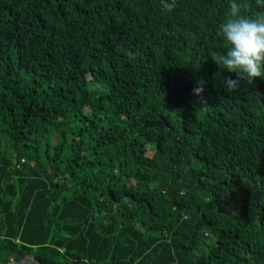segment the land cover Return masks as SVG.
<instances>
[{
	"label": "trees",
	"instance_id": "1",
	"mask_svg": "<svg viewBox=\"0 0 264 264\" xmlns=\"http://www.w3.org/2000/svg\"><path fill=\"white\" fill-rule=\"evenodd\" d=\"M228 6L0 0V264H264V79L223 86Z\"/></svg>",
	"mask_w": 264,
	"mask_h": 264
},
{
	"label": "clouds",
	"instance_id": "2",
	"mask_svg": "<svg viewBox=\"0 0 264 264\" xmlns=\"http://www.w3.org/2000/svg\"><path fill=\"white\" fill-rule=\"evenodd\" d=\"M161 3L171 11L176 0H161ZM256 3L264 7V0H256ZM247 7L246 0H229L226 19L216 33L225 42L227 51L223 55L214 54L213 60L237 77L223 79V86L229 92L237 91L242 80L252 85L255 79H264V12L248 15ZM203 92L201 81L193 94L200 96Z\"/></svg>",
	"mask_w": 264,
	"mask_h": 264
},
{
	"label": "water",
	"instance_id": "3",
	"mask_svg": "<svg viewBox=\"0 0 264 264\" xmlns=\"http://www.w3.org/2000/svg\"><path fill=\"white\" fill-rule=\"evenodd\" d=\"M8 264H39L32 255H26L18 261H10Z\"/></svg>",
	"mask_w": 264,
	"mask_h": 264
}]
</instances>
